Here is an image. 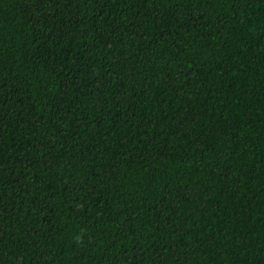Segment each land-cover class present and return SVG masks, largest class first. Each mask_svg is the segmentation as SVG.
<instances>
[{
  "label": "trees",
  "instance_id": "obj_1",
  "mask_svg": "<svg viewBox=\"0 0 264 264\" xmlns=\"http://www.w3.org/2000/svg\"><path fill=\"white\" fill-rule=\"evenodd\" d=\"M0 264H264V0H0Z\"/></svg>",
  "mask_w": 264,
  "mask_h": 264
}]
</instances>
